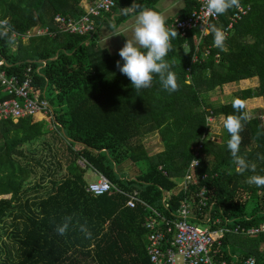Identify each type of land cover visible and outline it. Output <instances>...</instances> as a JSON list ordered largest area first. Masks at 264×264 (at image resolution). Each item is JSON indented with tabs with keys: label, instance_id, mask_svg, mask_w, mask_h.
Instances as JSON below:
<instances>
[{
	"label": "trees",
	"instance_id": "trees-1",
	"mask_svg": "<svg viewBox=\"0 0 264 264\" xmlns=\"http://www.w3.org/2000/svg\"><path fill=\"white\" fill-rule=\"evenodd\" d=\"M241 1L250 5L251 12L229 31L226 51L213 46L211 33L199 45L197 31L186 37L178 33L172 40L167 60L180 90L171 94L158 77L151 88L135 92L116 66L117 61L123 65L121 57L109 56L88 37L35 38L19 42L12 55L10 36L0 30L1 70L23 79L30 69L33 91L47 101L49 109L46 117L0 122V264H150L144 224L155 215L141 204L128 208L126 197L118 192L101 196L87 192L89 170L103 174L123 192L137 191L167 222L175 220L180 204L188 201L195 216L190 223L202 225L210 219L211 232L264 224V187L246 182L250 175H264V160L259 158L264 156V0ZM81 2L0 0V21L18 34L51 28L56 15L81 16ZM134 2L138 7L133 14H137L157 0H116L111 13L124 21L129 12L123 10ZM197 6L198 0H186L181 16L190 15ZM232 13L233 9L220 15L211 25L224 29ZM195 53L199 61L192 63ZM254 77L259 81L256 89L237 91L230 101H207L216 88ZM237 97L261 99L263 105L249 115L241 132L239 154L257 165L255 173L243 175L236 172L227 148V130L223 127L219 143L207 139L209 117L240 114L232 107ZM6 98L0 86V99ZM47 119L66 151L58 158L51 150L43 158L29 157L24 147L49 133ZM151 135L158 136L163 146L155 154H149L143 143ZM199 145L203 150L198 183L178 190ZM125 162L146 167L128 176L117 170ZM37 168L44 170L41 181L45 174L50 177V188L44 193L38 191L39 182L26 187ZM202 174L207 177L200 180ZM202 187L205 206L196 196ZM67 218V233L60 235L57 226ZM261 246L264 233H225L214 244L212 255L217 263L244 264L254 258L255 264H264Z\"/></svg>",
	"mask_w": 264,
	"mask_h": 264
},
{
	"label": "built area",
	"instance_id": "built-area-1",
	"mask_svg": "<svg viewBox=\"0 0 264 264\" xmlns=\"http://www.w3.org/2000/svg\"><path fill=\"white\" fill-rule=\"evenodd\" d=\"M116 0H93L83 9V13L76 19L56 15L52 21V27H37L26 31L24 34H18L11 30L6 21H0V30L2 35H9L10 42L16 49L21 41H29L35 38L53 39L58 35H70L78 37L92 38L95 32L94 21L103 15L110 14L115 8ZM251 12L250 5H245L241 1V7L233 9L228 25L223 29L227 36L233 27L241 22ZM219 16H210L205 13L204 0H198V6L188 16H178L172 23V28H176L181 37H186L189 32L197 31L199 36L196 38L197 45L207 36L200 31L203 25H211L212 21H218ZM11 45V46H12ZM10 46V47H11ZM208 54V53H207ZM123 61V60H122ZM199 61L197 54L192 58V63ZM4 61H0V86L2 93L8 96L6 99H0V122L11 121L16 124L19 120L33 117H46L49 114L48 103L39 94L33 91V83L29 76L30 69L26 71L23 79L17 76H7L1 68ZM190 73V68H186ZM190 79V74L186 75ZM213 120L212 118L210 119ZM209 122V119H208ZM209 124V123H208ZM203 145H199L194 160L186 169L182 181L178 184V190H186L190 186L197 185V168L199 167ZM78 164L85 166V162L78 161ZM98 176L97 181L89 182L87 192L96 196L118 192L126 197V206L135 208L141 204L151 211L155 216L144 224L147 231L146 254L150 264H225L217 263L212 255V249L216 241L225 233L245 234L254 236L264 233V224L257 228L243 229L239 226L232 231L221 229L216 232L210 231L208 219L202 225L190 223L194 219L192 205L188 201L180 204L176 211L175 220L167 222L164 217L155 212L148 204L141 200L137 191L123 192L115 187L111 181L103 174L93 170ZM207 177L202 174L199 178L203 180ZM199 198V205H206L205 187L200 188L196 193ZM165 203V198L162 199ZM211 208V206H210ZM215 224L219 221L215 220ZM164 226V229L162 228ZM219 235L218 238L214 235ZM244 264H255L254 258H248Z\"/></svg>",
	"mask_w": 264,
	"mask_h": 264
},
{
	"label": "clouds",
	"instance_id": "clouds-1",
	"mask_svg": "<svg viewBox=\"0 0 264 264\" xmlns=\"http://www.w3.org/2000/svg\"><path fill=\"white\" fill-rule=\"evenodd\" d=\"M138 5L134 2L123 11H134ZM241 7V0H204L205 13L210 16L226 14L231 9ZM202 34L213 35V46L221 51L227 50V33L221 27L215 25H203ZM178 36L176 28L167 26L166 19L160 13L153 10L142 9L136 14L133 36L126 39L124 46L119 50V56L123 65L117 61V68L130 81L135 92L151 88L154 80L158 77L162 88L167 92L174 93L180 90L177 76L172 71V65L167 60L168 54L172 51V40ZM11 39V38H10ZM247 101L239 97L232 100L233 109L239 115H227L222 117L223 127L227 130L230 139L227 141L233 163L236 165V172L243 175L246 171L255 173L257 165L249 162L240 153L242 143L241 132L250 116L247 108ZM208 119H211L210 117ZM264 160V156L259 157ZM249 185L264 187V175L253 174L247 178ZM70 218L57 226L60 235L67 233Z\"/></svg>",
	"mask_w": 264,
	"mask_h": 264
},
{
	"label": "rangeland",
	"instance_id": "rangeland-1",
	"mask_svg": "<svg viewBox=\"0 0 264 264\" xmlns=\"http://www.w3.org/2000/svg\"><path fill=\"white\" fill-rule=\"evenodd\" d=\"M10 42V46H11ZM13 45L10 47V51L13 49ZM247 82H237V83H231V84H225L220 89L216 88L212 93H210V96L207 101L217 104L219 102H225L231 100V95L237 91H240L242 89H256L259 85V81L257 78L254 79H247ZM3 95V93H2ZM262 100H252L247 101V109L249 110V115L252 116L255 113L256 108L262 107ZM47 125L46 128L49 130V133H47L45 136L40 138L39 140L35 141L34 143H31L30 145H26L25 151L29 154V157L33 158H43L45 155H48L50 150L52 153H54L55 157L58 158L61 156L64 151H66V144L64 141H62L58 135L55 133V128L48 123V119L45 120ZM209 129L207 132V139L211 142L219 143L222 136V130H223V120L222 118H219L217 120H210L209 119ZM143 143L148 151L149 154H155L163 149L162 143L158 136L151 135L147 138H144ZM31 162V161H30ZM146 164L140 163L138 165H133L130 162H125L117 166V170L125 173L128 176H134L137 170H145ZM41 174H44L43 168H37L36 174L32 176L26 187L31 188L33 183L39 182L41 185V188L38 190L39 193H44V191L48 190L50 188V177L45 174V178L43 181L39 179ZM62 174V173H61ZM60 174V175H61ZM86 180L89 182L97 181L98 176L93 170H89L85 176ZM181 179L179 180V182ZM177 191V188L175 189ZM30 194L32 195L33 192L30 191ZM1 232V227H0ZM214 237L218 238L219 235H214ZM260 250L264 251V246L260 247Z\"/></svg>",
	"mask_w": 264,
	"mask_h": 264
},
{
	"label": "crops",
	"instance_id": "crops-1",
	"mask_svg": "<svg viewBox=\"0 0 264 264\" xmlns=\"http://www.w3.org/2000/svg\"><path fill=\"white\" fill-rule=\"evenodd\" d=\"M90 2V0H82V10ZM185 7L186 0H157L155 5L146 10H153L163 15L166 19L167 26L172 28L174 19L182 15ZM119 18L120 15L110 13L94 21L95 32L91 39L100 50H104L109 56H119V50L124 46L126 39H131L133 36L136 14H133V11H131L129 12L128 18L124 21H118ZM21 42L24 44L27 43V41ZM16 49L13 47L10 51L12 55L15 54ZM254 78H250V80ZM247 81L245 79L239 82L243 83Z\"/></svg>",
	"mask_w": 264,
	"mask_h": 264
},
{
	"label": "water",
	"instance_id": "water-1",
	"mask_svg": "<svg viewBox=\"0 0 264 264\" xmlns=\"http://www.w3.org/2000/svg\"><path fill=\"white\" fill-rule=\"evenodd\" d=\"M41 64H44V62H42Z\"/></svg>",
	"mask_w": 264,
	"mask_h": 264
}]
</instances>
